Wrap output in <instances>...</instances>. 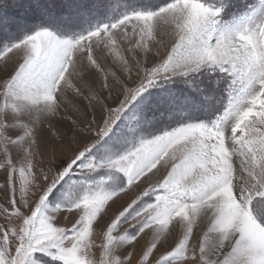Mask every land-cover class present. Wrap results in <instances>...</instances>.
I'll use <instances>...</instances> for the list:
<instances>
[{"label": "snow or ice", "instance_id": "snow-or-ice-1", "mask_svg": "<svg viewBox=\"0 0 264 264\" xmlns=\"http://www.w3.org/2000/svg\"><path fill=\"white\" fill-rule=\"evenodd\" d=\"M0 61V264H264V0H0Z\"/></svg>", "mask_w": 264, "mask_h": 264}, {"label": "rangeland", "instance_id": "rangeland-1", "mask_svg": "<svg viewBox=\"0 0 264 264\" xmlns=\"http://www.w3.org/2000/svg\"><path fill=\"white\" fill-rule=\"evenodd\" d=\"M167 39H166V43H167ZM160 51L163 53L164 48H161ZM94 55L96 56V58L98 59V61L102 64V66H104L106 69L111 70L112 64H111V57L107 56L106 53L104 52V50L102 49V47H96L94 48ZM16 59V57L13 58V61ZM12 61L9 62V69H11L12 67ZM84 63L86 64V61H84ZM4 62L0 61V67H3ZM119 69L117 68V71ZM87 76H90L91 79L98 81L100 78V74L96 73L95 70L93 69H87L84 73ZM81 80V77L74 73L73 74V81L76 83H79ZM110 83H113L112 81H110ZM113 87L116 89V91H119V87L118 85L113 83ZM105 95H107V93H105ZM115 97V92L113 93V98ZM108 103H113V100H109ZM92 115H96L97 120H99V108L97 107L95 109V112H93L91 109L89 110V119L92 118ZM77 145H74V147ZM164 174V170L161 169V171L156 175V176H151V174H149L151 176V180L152 182H156L158 181ZM147 185V181H145L144 183H142L140 185L141 188L145 187ZM134 191H138L137 189H134ZM127 199V198H125ZM123 202V201H121ZM0 222H2V219H0ZM70 226V225H69ZM125 227H127V225H125ZM97 243H99V241H97ZM144 243V240H141V244ZM95 251V250H94ZM99 258L98 253H97V259Z\"/></svg>", "mask_w": 264, "mask_h": 264}]
</instances>
